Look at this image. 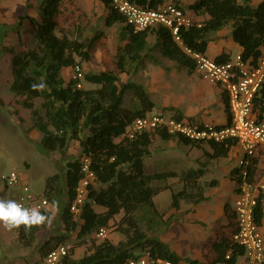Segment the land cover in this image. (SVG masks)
Segmentation results:
<instances>
[{"label":"trees","instance_id":"obj_1","mask_svg":"<svg viewBox=\"0 0 264 264\" xmlns=\"http://www.w3.org/2000/svg\"><path fill=\"white\" fill-rule=\"evenodd\" d=\"M100 1L107 8V26L116 22L125 23L127 41L115 55H111L107 37L102 30L89 37L83 36V30L90 20L75 0H39L37 7L40 21L26 15L34 29V46L20 51H15L13 47L3 48L11 54L12 80L9 88L21 98V106L30 110L32 128L40 133L39 144L42 149L50 152L60 150L71 141L80 146L78 156L65 162L63 177L60 173H54L46 178L44 184L43 194L52 204L55 202L54 205L59 209L62 233L49 235L35 244L38 231L44 225L31 229L22 225L17 228V239L25 247L34 246L39 254V261L45 264L47 254L59 244L69 241L72 232H76L77 238L83 239L121 214L118 227L125 236L124 240L116 243L107 238L93 241L89 251L79 258L72 257V247L70 255L63 258L62 264H124L139 257L143 251H148L153 257L169 259L175 264H196V260L189 259L182 263V259L166 243L143 231L137 211L151 210L158 215L152 197L162 187L152 185L153 181L177 177L186 185L190 183L194 186L198 185L196 181L199 173L194 170L180 174L173 170L146 172L145 158L150 153L149 146L154 135L161 138L177 136L162 130L141 131L133 137L125 134L126 127L135 118L150 111L154 103L141 84L135 81L120 82L117 75L119 72L129 73L142 60L149 49L147 37L153 33L161 41L162 55L176 60L191 71L196 69L195 61L175 41L168 28L156 26L136 30L113 7L111 0ZM131 1L157 8L166 0ZM173 1L181 7L178 0ZM188 8L196 14L207 15V18L200 24L194 22L179 29L183 46L204 53L209 33L231 22L232 36L242 46L243 58L256 59L260 56L261 47L264 48V0L255 6L250 0H193ZM64 19L74 25L72 31L66 29ZM95 45L100 48L103 58L110 63L112 69L85 72L83 79L93 87L78 86L81 79L77 78L65 80L62 76L63 68H74L88 61ZM227 59L226 55L215 58L218 62ZM40 84H44V88H33V85ZM127 92L132 93L137 106L127 108L123 105ZM36 99H40L38 105L35 104ZM253 107L260 112L264 111V85L254 96ZM226 110H229L228 106ZM173 116L182 117L177 110ZM230 119L228 114V121ZM178 139L195 145L203 142L180 136ZM235 142L228 138L211 141L214 150L212 155H225ZM84 157L89 158V166L94 171L96 180L89 187L79 218L75 219L70 211V204L74 200L81 177V162ZM256 161L254 156L248 164H239L230 171V175L239 184L241 173L245 171L247 179L252 183ZM166 187L169 186H164ZM185 196L193 197L186 189L172 191V206L178 207L179 199ZM261 198L262 193H259L254 206V219L258 224L263 214ZM200 199L202 196L196 195V200ZM94 205L102 206L105 210L98 212ZM225 207L228 223L210 244V264L224 260L228 251L231 252L228 264H234L237 256L244 254V248L233 240V234L237 230L234 213L229 211L227 205ZM43 213L51 216L49 211ZM261 264H264V259Z\"/></svg>","mask_w":264,"mask_h":264},{"label":"crops","instance_id":"obj_2","mask_svg":"<svg viewBox=\"0 0 264 264\" xmlns=\"http://www.w3.org/2000/svg\"><path fill=\"white\" fill-rule=\"evenodd\" d=\"M38 1H37V5H38ZM178 1L183 11L192 18L193 23L195 22L197 24H200L207 18V15L196 14L188 8V5L193 0H178ZM260 1L261 0H250V3L253 6H255ZM75 2L80 6V4L76 0ZM165 2H174V1L166 0ZM92 4L93 6L95 4L99 6V8L101 7V10H103L102 17L104 19V24H105V17L107 15L106 6L100 0H95V2H90L89 6L91 7ZM80 7L86 12L87 16L89 17L87 10H85V8H83L82 6ZM112 26H115L116 29H118L117 30L118 35L123 40L122 44L116 48V51L114 53L110 52L111 55H115L118 52V50L122 48L126 43L127 32L125 29V23L116 22L111 26H107V27H112ZM71 27L73 28L74 25L71 24ZM87 27L83 30V36L89 37L92 36L95 32L102 30L107 37V32L103 29H95L91 34H87V33L85 34ZM72 28H66V29L72 31ZM57 33L59 34V32ZM151 35L155 36L154 33L149 34L147 37V41H149V36ZM208 36H209V41L206 45V49L204 53L210 58H213L215 60V58L218 56L226 55L228 56L227 60H229L232 59L236 53L242 54V50H243L242 46L233 39L231 22L227 23L217 31L210 32ZM107 45L108 48L110 49L108 37H107ZM96 48L100 49L97 45H95L94 49ZM263 53H264V48L261 47V54L259 57H261ZM100 55L103 58L102 54ZM160 55H162L161 50H160ZM162 56L166 57L164 55ZM153 57L154 55L150 53V49H148L145 52V55L140 62L143 63L145 59H153ZM259 57H257L256 59H253L252 57L247 59L244 58V59L247 60L250 64L255 65ZM166 58L169 59L170 62L166 60H162L160 63H158L163 65L161 71L162 72L167 71V73H169L170 76H172L175 80L177 79L180 80L182 84L181 87L183 88V92H180V94H185V100L184 102L176 101L174 104L175 106L169 108L172 109L170 111L173 112H170L169 114H165V115H173V113L177 110L182 115L181 118L187 119L194 123L203 124L205 122H209L217 127H222L228 124L230 122L228 121V114H230V110L228 111L226 110V106H228L229 108L228 95L225 92V90L222 88V86L212 83L208 84L207 80L203 79L201 75L196 71V69L191 71L186 66L178 63L176 60H173L168 57ZM139 66L140 65H134V67L129 73L119 72L117 73V75L118 77L119 74L122 73L126 75H132L138 70ZM65 68H69V67H65ZM65 68H63V70ZM127 81H132V80H127ZM127 81H120V82H127ZM206 86H208L206 90V93L209 94L207 97L209 98L208 102H206L205 104L199 102V105L197 103L194 105L193 104L194 99L197 100L196 96L198 95L201 96L204 95V89L206 88ZM143 87L149 93L150 99L153 101L155 106L156 104H155V100L152 99L151 90L145 86ZM179 91L180 89H175V92H177V94L179 93ZM212 98H215V102L212 101ZM200 104L203 105V108L200 107ZM154 106L152 107V109L154 108ZM151 110L148 112H152ZM157 112H161V111H157ZM252 112L258 119L264 118V111L260 112L259 110H256L254 109V107H252ZM31 121H32V117H31ZM174 135L177 137L161 138L158 135H154L151 144L149 146L150 153L147 157L148 159H152V160L154 159V161H152L154 164H156L155 163L156 160L161 161V159H165V161L167 160V161H171V163H176L177 167L168 170H159L156 169V167H154L152 171H147V167H146L147 158H145L146 172L154 173V172H165V171L173 170L180 174L190 170H194L199 173V177L197 178L196 181L198 185L192 186L190 183H188L189 185H186L184 182L180 181L177 177H169L165 180L162 179L155 180V181H162L161 184L160 183L154 184L155 181L152 182V185L157 187H162V189L152 197L154 208L158 212V216L162 218V222H160V220L156 222L157 227L159 226L158 227L159 229L157 231L154 230V233H151L149 236H154L159 240H161L162 242L166 243L169 249L175 252L182 259L181 260L182 263H184L185 260L189 259V260H196V264H210L212 260V253L210 252V244L216 239V237L220 233L224 231L223 226L228 223V216L226 214L225 206L227 205L229 211L234 213L233 203L239 193L238 183L236 182V179L230 175V171L234 167L239 165L245 153L238 144L237 140L234 138H228L232 140L234 139L236 142L235 144H232L228 148V151L225 155L213 156L212 153L214 150L211 145V141L214 140H203L202 143L195 145V144L185 143L184 141L179 140L178 136L185 138L181 135H176V134ZM181 145H183V148H181ZM77 147L78 150L80 151V146L77 145ZM51 152H55V151H51ZM255 156L257 158L256 170L252 179L253 180L252 183L254 187L258 186L259 182L264 178V146H259L257 148V152ZM212 171H219L220 175H213L210 178L207 177V173ZM164 186H169V187L164 188ZM165 189H169L171 191V201L169 202L166 201L167 203L164 202V204H159L158 201L156 200V197L159 195L160 192H162ZM182 189H186L188 193L189 192L192 193L193 197H189V196L182 197L179 199L178 207L172 206L171 204L172 191H177ZM256 192H257V196L259 193H262L261 205H262L263 214L259 225L264 227V189L262 191L261 190L258 191V189H256ZM13 193L14 190L10 189L8 194L9 200H11V195ZM196 195L202 196V199L196 200ZM94 208L98 212H102L105 210L102 206L99 205H94ZM45 211L51 212V215L53 212H55V214L56 212H58L59 214V209L54 204H52L51 201H50V208ZM154 216L155 214L151 212L149 216V220L151 217ZM112 219H110L108 225H106L107 228ZM150 221H151L150 225H153L152 220ZM93 232L90 235L84 237L83 239L77 238L76 232H72L69 235L70 236L69 240L73 239L76 242L77 239V241H79L76 244L70 243V245H72L73 247L72 257L79 258L89 251L91 243L95 241L92 240L91 238ZM85 242H88L89 244H86ZM27 264H32V263L29 262ZM234 264H247L244 254L237 256Z\"/></svg>","mask_w":264,"mask_h":264},{"label":"rangeland","instance_id":"obj_3","mask_svg":"<svg viewBox=\"0 0 264 264\" xmlns=\"http://www.w3.org/2000/svg\"><path fill=\"white\" fill-rule=\"evenodd\" d=\"M38 0H0V199L9 200V188L5 185L1 174L7 173L10 170H16L21 177L26 181L36 193H43L45 180L48 175L55 172L64 174V165L67 160L74 159L78 156L79 150L77 143L70 142L63 150L49 152L41 148L39 144L40 134L31 127L32 121L30 112L21 106L19 96H16L9 88L11 75V54L5 51L4 47H13L15 51L25 50L33 47L36 41L32 23L26 15H31L40 21L41 16L37 7ZM80 6L85 8L89 14L90 25L87 27L85 34H91L95 29H103L107 32L109 40V51L114 53L116 48L122 44V39L118 35V29L115 26L107 27L104 24L103 10L101 7L95 5L90 7V2L95 0H76ZM172 1V0H170ZM87 8V9H86ZM105 9V7H104ZM64 26L72 28L70 21L64 19ZM161 41L155 36H149L148 48L150 53L154 55L153 59H145L138 70L132 75L119 74L120 81L132 80L142 84L151 90L152 99L155 100V106L152 112L161 111L164 114H169L175 105L176 101L184 102L185 94L181 87L179 79L175 80L167 71L162 72L163 65L158 64L162 60L169 61L166 57L160 55ZM100 49H93L90 52L88 61L81 63V70L85 72H99L105 69H110V63L101 57ZM170 62V61H169ZM173 62V61H172ZM177 68V66H176ZM179 73V72H178ZM65 80L74 78L75 69L73 67L65 68L63 70ZM81 86L84 88L93 87V85L85 79L80 80ZM207 83H212L207 81ZM214 84V83H212ZM207 87L204 89V95L196 96L193 104H205L208 102ZM175 89H180L179 93ZM215 102V98H212ZM40 99L35 100L38 105ZM137 100L130 92H127L124 97L123 105L127 108L137 106ZM203 108V105L200 104ZM178 108V107H177ZM180 110V109H179ZM77 144V145H76ZM183 148V145H181ZM147 171H152L154 167L159 170L174 169L177 167L176 163L171 161L156 160V164L146 157ZM186 163V162H185ZM213 175H220L219 171H212L207 173V177ZM161 184L162 181H155L154 184ZM180 186V185H178ZM159 204H164L171 201V191L165 189L156 197ZM167 201V202H166ZM151 212L145 209L137 211V215L141 217L139 225L141 229L148 235L157 231L156 222L162 218L155 215L151 217L153 225H150L149 217ZM56 212L51 220V225L47 223L38 231L36 242H41L49 235L62 233V223ZM121 215L115 216L108 226L107 239L113 243L125 239V236L118 227V222ZM156 227V228H155ZM161 227V226H160ZM17 228L7 229L0 223V264H27L34 263L43 264L39 261V254L34 246L25 247L16 238ZM71 239L65 243H78ZM89 244L88 242H85Z\"/></svg>","mask_w":264,"mask_h":264},{"label":"built area","instance_id":"obj_4","mask_svg":"<svg viewBox=\"0 0 264 264\" xmlns=\"http://www.w3.org/2000/svg\"><path fill=\"white\" fill-rule=\"evenodd\" d=\"M113 7L120 12L136 30L162 26L168 28L175 41L195 61L196 71L201 77L214 84L222 86L228 95L231 120L228 124L217 127L212 123H194L184 118L165 115L161 112H148L144 116L135 118L127 127L125 134L133 137L141 131L164 130L169 134L181 135L194 141L214 140L222 141L227 138L237 140L245 155L239 164H248L256 155L257 148L264 146V118L258 119L252 112L253 99L258 90L264 85V53L255 65L245 60L240 53L225 62H217L205 53L193 51L182 45L179 29L188 27L193 20L183 9L174 2H165L157 8H151L131 0H111ZM74 78L82 79L80 66L74 67ZM78 86H81L80 81ZM247 173H241L238 184L239 193L233 203L237 230L233 240L244 248L247 264H261L264 259V227L254 219L256 204V189H264V178L254 187L247 179ZM7 188L14 190L11 200L21 203L27 208H38L41 212L50 208V200L43 193H36L24 181L20 173L10 170L1 174ZM96 175L89 166V158L84 157L81 162V177L76 187L74 200L70 204V211L75 218H79L81 207L91 185H94ZM108 237L107 226H101L92 234L96 242ZM72 245L62 243L52 249L44 259L45 264H62L63 258L70 255ZM231 252L228 251L224 260L216 264H228ZM124 264H175L169 259L153 257L148 251H143L139 257Z\"/></svg>","mask_w":264,"mask_h":264},{"label":"clouds","instance_id":"obj_5","mask_svg":"<svg viewBox=\"0 0 264 264\" xmlns=\"http://www.w3.org/2000/svg\"><path fill=\"white\" fill-rule=\"evenodd\" d=\"M44 88V84L39 86L33 85V88ZM55 204V202H54ZM55 216V212L51 216L44 214L38 208L24 207L15 200L0 199V223L9 230L24 226L26 229L39 227L47 223L51 225V220Z\"/></svg>","mask_w":264,"mask_h":264}]
</instances>
